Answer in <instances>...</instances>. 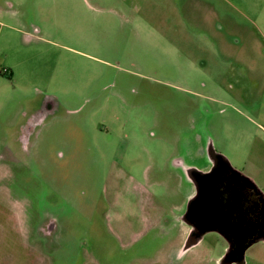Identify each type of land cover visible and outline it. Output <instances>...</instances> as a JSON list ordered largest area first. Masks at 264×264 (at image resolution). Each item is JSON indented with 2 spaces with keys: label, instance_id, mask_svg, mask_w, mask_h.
Here are the masks:
<instances>
[{
  "label": "rangeland",
  "instance_id": "374dc122",
  "mask_svg": "<svg viewBox=\"0 0 264 264\" xmlns=\"http://www.w3.org/2000/svg\"><path fill=\"white\" fill-rule=\"evenodd\" d=\"M0 72V264H221L188 172L264 190V0H0Z\"/></svg>",
  "mask_w": 264,
  "mask_h": 264
},
{
  "label": "water",
  "instance_id": "95a60500",
  "mask_svg": "<svg viewBox=\"0 0 264 264\" xmlns=\"http://www.w3.org/2000/svg\"><path fill=\"white\" fill-rule=\"evenodd\" d=\"M223 179V175H220V177L212 175L208 178L200 176V197L195 198L191 202V214L185 213L184 216L186 217L184 219L187 220L189 216H192L203 220L202 222H209L220 226L227 233L231 232L234 235V239L231 243L228 240L229 244L221 258V264H244L246 249L257 241H249L248 231L252 230V233H254L256 225L254 220L247 219L245 212L239 206L238 208L236 204L239 205L241 200L239 192V187L242 184L241 180L243 179L246 183H249L251 180L234 170L232 171L231 180L227 184L233 185L234 198L237 200L235 204L223 197V193L221 192V182H223ZM257 238L263 239L264 233H259ZM197 241L198 237L190 232L181 253Z\"/></svg>",
  "mask_w": 264,
  "mask_h": 264
},
{
  "label": "flooded vegetation",
  "instance_id": "af4514ba",
  "mask_svg": "<svg viewBox=\"0 0 264 264\" xmlns=\"http://www.w3.org/2000/svg\"><path fill=\"white\" fill-rule=\"evenodd\" d=\"M48 108L45 107V105L43 107H41L40 110H38V115L37 117H35V114H33L34 116L29 119L28 121H26V125H25V128L23 130V133L21 134L22 137V142L23 144L25 145L24 147H29L31 141H32V138H34V135H35V129L36 127L38 126V124L36 123L37 121H42V119L45 118V116H47L48 114L46 113V111L51 112L52 110H47ZM47 115H46V114ZM22 144V145H23ZM217 153H213L211 155V160H212V166H211V169L206 172V173H203L204 175H200V173L202 172H199V171H196V170H189V176L190 178L192 179V181L194 182L195 184V193L194 195L192 196V198L190 199H195V198H199L200 197V176H203V177H211L212 175L214 176H217V177H220V175L222 176L223 175V182L222 185H221V192L223 193V197L224 199H227V200H230L232 201L233 203H237V200L234 198V192H233V185L231 184H227L229 180H231V175H232V171L233 169L227 167L226 163L222 162L220 160L219 157H217L216 155ZM1 158V157H0ZM2 159H0V163H1ZM241 187H239V192H240V195H241V200H240V203L239 205L236 204V206L240 207L246 214V217L247 219L249 220H254V223H255V232L252 233V230H249L248 231V235L250 238H252L255 234H259V233H264L262 231V228L259 227V225H257V223L255 222V219L257 218L258 215H262L263 212H264V198L260 195V193H258V191H256L255 188H253L251 186L250 183H246L245 181H243V179L241 180ZM189 199V200H190ZM238 207V208H239ZM188 215L191 214V205H190V208L188 206V203H187V208H186V212ZM42 220H40V222L38 223L37 227L35 228V233L37 234V238L38 239H47L49 237H51V235H53L56 231H57V225H56V221L55 219L53 218H50V217H47V216H42L41 217ZM189 223H193L194 224H197L198 223H195L194 221L192 222H189ZM190 226L191 227V233L193 235H196L198 237V233H197V230L195 229V226ZM259 240V238H258Z\"/></svg>",
  "mask_w": 264,
  "mask_h": 264
},
{
  "label": "trees",
  "instance_id": "16d2710c",
  "mask_svg": "<svg viewBox=\"0 0 264 264\" xmlns=\"http://www.w3.org/2000/svg\"><path fill=\"white\" fill-rule=\"evenodd\" d=\"M216 155H217V157L220 158V160L222 162L228 164L226 166L230 168V165H229L227 159L224 156H222L219 153H217ZM200 175H204V174L203 173H200ZM249 183L264 198V195L261 192V190L253 182L250 181ZM192 201H193V199H190L189 202H188L189 208H190V205H191V202ZM184 217H186V216H184ZM192 221H194L195 223H199L198 225L200 226V229H214V230H218V231L222 232L228 238V240H229L230 243L233 242L234 235L231 232L230 233H227L224 228H222L220 226H217L215 224H211L209 222H202L203 220H199L197 218H194L192 216H189L187 218V222H192ZM255 222L257 223V225H259L260 228H262V231L264 232V215L263 214L262 215H258L257 218L255 219ZM257 237H258V235L255 234L252 238L249 239V241H251V240H255L256 241V240H258Z\"/></svg>",
  "mask_w": 264,
  "mask_h": 264
},
{
  "label": "crops",
  "instance_id": "0c3cea01",
  "mask_svg": "<svg viewBox=\"0 0 264 264\" xmlns=\"http://www.w3.org/2000/svg\"><path fill=\"white\" fill-rule=\"evenodd\" d=\"M2 72V71H1ZM0 72V76H2L3 74ZM6 73H8V71L6 72ZM10 75L9 76H11L12 74L11 73H9ZM2 77H5L4 75L2 76ZM6 78V77H5ZM230 168L231 169H233L232 167H231V165H230ZM247 174L245 175H242V176H244V177H246V178H248L249 180H251L254 184H256V186L263 192V195H264V190H263V188H262V184L261 183H259L258 181H257V178H256V176L254 175V174H252V173H250V171H248V172H246ZM254 180L256 181V182H254ZM13 217V216H12Z\"/></svg>",
  "mask_w": 264,
  "mask_h": 264
}]
</instances>
